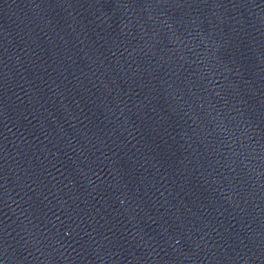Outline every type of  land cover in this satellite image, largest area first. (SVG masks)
I'll use <instances>...</instances> for the list:
<instances>
[{"label": "water", "instance_id": "1", "mask_svg": "<svg viewBox=\"0 0 264 264\" xmlns=\"http://www.w3.org/2000/svg\"><path fill=\"white\" fill-rule=\"evenodd\" d=\"M0 264H264V0H0Z\"/></svg>", "mask_w": 264, "mask_h": 264}]
</instances>
